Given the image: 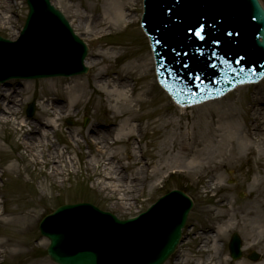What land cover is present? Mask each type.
<instances>
[{
	"label": "rangeland",
	"instance_id": "1",
	"mask_svg": "<svg viewBox=\"0 0 264 264\" xmlns=\"http://www.w3.org/2000/svg\"><path fill=\"white\" fill-rule=\"evenodd\" d=\"M51 1L87 43L89 50L86 59L96 64L79 76L13 79L5 85L10 87L6 91L5 101H0L3 109L0 117L8 116L7 106L13 103L17 113L15 119L11 117L12 120L8 122H0V142L7 149V152L0 153V168L3 170L0 178V207L5 212H13L5 215V220L0 222V241L3 246H7L5 243L14 246L13 243L17 242L22 245L17 248L22 252L3 254V247H0V264H56L46 253L48 240L39 234L38 222L44 214L61 203L89 201L120 218H126L145 210L172 188L183 189L189 194L193 207L183 228L182 242L175 255L165 264H193L196 260L205 264L206 253L218 258L219 261L214 264H264V236L257 232V218L254 216L259 209H264V145L260 144V152L254 144L251 145L253 149H247L245 138L242 137L244 123L253 125L248 114L254 100L261 96L264 99V77L261 83L238 87L221 99L180 110L156 81L148 41L137 22L123 27L122 23L127 19L125 16L120 25L115 27L110 24L109 19L103 18V7H109L106 0ZM261 2L264 5V0ZM131 3L126 8L130 10L128 13L132 19L140 20L142 0H131ZM26 13L25 0H0V34L15 39ZM111 14L115 15L112 10L109 17ZM107 31L111 32L109 37L97 39L98 35ZM101 74L105 75V79L100 81L98 78L102 77ZM125 80H130L126 87ZM74 83L86 87V97L75 108L66 106L67 111L63 112L58 121L59 129L55 128L51 132L49 128H42V133L48 131L51 142L60 143V148L77 143L81 152L64 154L62 160L69 162L70 166L57 177H52L47 165L41 167L22 147L15 148L20 137L15 135L14 122L46 121V116L41 114V109L45 107L42 98H56L63 104L67 101V87ZM115 86L121 89L125 87L122 90L127 91V97L128 94L132 95L134 101L129 106L137 103L135 108L144 111L136 122H132L135 128L139 126L140 131H133V138L123 140L117 152L99 158V164L110 156L115 158L117 172L124 176V196L101 188L102 178L94 176L95 171L91 165L92 160L96 162L98 158L95 152H86L87 145L91 151L94 150L93 141L79 135L87 134L91 125L105 126L111 120L114 123L110 126L114 127L115 134L122 123V111L115 109L114 102L110 109L99 90V87ZM29 102H35L31 118L26 116ZM112 110L116 115L111 113ZM69 122L72 124L69 125ZM228 126L230 131L227 137L236 142V153L230 157V145L227 143L225 154L217 156L214 147L221 136L225 135L224 129ZM186 127L189 128L187 136L184 135ZM70 132L76 141L71 138ZM185 136L188 139L193 136L195 140L186 156L183 152L168 150L173 140L178 147H182ZM107 138L109 142L112 141L111 136ZM135 138L141 141L137 143ZM164 141L167 149L163 155L159 148ZM135 142L140 145L139 149L131 148ZM196 149L202 150L210 168L194 166L190 172H186L173 167L178 166L174 164L178 159L179 167H188L184 161ZM133 154L137 156L135 161L130 156ZM11 163L15 165L13 171L8 168ZM157 164L166 166L157 170L162 166ZM14 217L18 221H12ZM220 226L224 230L219 240L214 241L211 236L203 234L207 228H213L210 234L214 235ZM233 232L240 235L243 243L242 257L237 261L231 260L228 251L229 237ZM201 242L208 246V252L198 250ZM252 251L258 253L256 260L249 258Z\"/></svg>",
	"mask_w": 264,
	"mask_h": 264
},
{
	"label": "water",
	"instance_id": "2",
	"mask_svg": "<svg viewBox=\"0 0 264 264\" xmlns=\"http://www.w3.org/2000/svg\"><path fill=\"white\" fill-rule=\"evenodd\" d=\"M27 3L20 38L0 37V81L86 72L87 46L62 13L49 0ZM142 21L161 78L177 96L216 90L222 78L241 68L246 75L261 71L264 10L258 0H144ZM32 112L30 104L27 113ZM191 205L183 192L172 191L127 220L87 203L62 205L41 221L40 232L49 238L47 252L58 264H161L179 242ZM229 247L233 258L240 256L237 234Z\"/></svg>",
	"mask_w": 264,
	"mask_h": 264
},
{
	"label": "bare ground",
	"instance_id": "3",
	"mask_svg": "<svg viewBox=\"0 0 264 264\" xmlns=\"http://www.w3.org/2000/svg\"><path fill=\"white\" fill-rule=\"evenodd\" d=\"M131 0H106V5L109 7H103V13L105 17L107 18L106 20L109 19V23L113 24L115 27L120 25L121 19L126 16L127 19H125L126 24H130L131 22H136V18L132 19V15L128 12H130L128 8V5H131ZM128 6V7H127ZM110 10L115 14H111L112 16L109 17L110 15ZM104 20V21H106ZM101 23V22H100ZM85 27V25H84ZM130 29V28H127ZM107 32H103V34H106ZM88 34V33H86ZM150 55V53H149ZM94 64L93 61L89 62V60H85V65L88 67H92ZM102 77L98 78L100 81L102 78L105 79V75L101 74ZM76 82V80H74ZM130 80H125L124 85L126 87V84ZM52 83H56V81H52ZM77 83H74L73 85H70V87H67L65 94L67 95V101H65L63 104L62 102L58 101V99H54L52 97H47V98H42V103L45 106L44 108L41 109V114L46 116V121L40 122L39 120H36L35 123H28L26 120H19L14 122L15 126V135L19 136L20 139L17 140V144L15 145L16 149H19L22 147L24 149L25 153H28L33 156L35 161L42 167V165H47L48 169H51L50 175L52 177H57V175H60L63 170L68 168L70 166L69 162L62 160L63 155L66 153H71V152H81L80 146L76 143L74 146H69V145H63L61 148V144L59 143H52L51 138L48 136V131L46 133H42V128H49V131L53 132L55 128L60 127L59 125V118L60 116H63V112L67 111L66 106L69 105L70 107H77L80 102L83 101V99L86 97L87 94V89L86 87H83L82 85H76ZM10 86H4L0 87V92L2 94V97H0V101H5V94L6 91L8 90ZM115 86V88H106V87H99V90L102 92L104 101L108 103V106L110 109L113 108L112 102H114L115 109L117 108V111L121 109L123 119L122 123L115 132L113 133L115 129L114 127H111L110 125L108 126H100V125H91L89 127V131L87 134H79L82 138L92 140L94 144V150L91 151L90 147L87 145L86 147V152L87 153H94L97 156V161L94 162L92 160L91 165H92V170L95 171L94 176L102 178V184L101 188L103 190L110 189L114 193L122 194L124 196V185L123 184V177L122 174L118 173V168L115 166L116 161L114 160L112 156L108 157V159H104L102 161V164H99L100 157L109 153H115L117 152L120 147L122 146V141L123 140H129V138H133V134H131L133 131H140L138 128L139 126H136L132 124V122H136L138 117L144 114V111L141 109H136V104L135 106L128 105L129 103L134 101V98L132 97L131 94H128V97L126 95V92H124L122 89L125 88L123 87L122 89L120 87ZM125 90V89H124ZM132 90V89H131ZM113 97V98H112ZM29 107V106H28ZM27 107V109H28ZM180 110L185 109L184 106L179 105L178 106ZM9 110V114L7 117H0V122L5 123L8 122L12 119L11 117H16L17 111L14 108V103L11 104L10 106H7ZM0 111H3L0 105ZM153 112V111H151ZM112 114H115V111H111ZM229 114V113H228ZM68 115H70L68 113ZM116 115V114H115ZM233 116L232 112L230 114ZM249 119L252 120L253 125H249L248 122H245L243 125V133L245 138L246 143V148L253 149V146L251 147L252 144L255 145L257 148V151L260 152L261 146L260 144L264 145V99L263 97H259L254 100V105H252L250 109V113L248 114ZM119 118V117H118ZM117 119V117L115 118ZM248 119V120H249ZM116 121V120H115ZM110 123H114L113 120L109 121ZM258 122V124H256ZM231 126V125H230ZM224 136H221L220 140L217 141V144L214 147V150H216V154L222 155L223 153L225 154L226 152V144L228 143L229 146V154L230 157H234L233 155L236 153V142L230 140L227 136H229V131L230 127H226L224 129ZM45 132V131H44ZM189 128L186 127L184 130V135H188ZM114 134V135H113ZM263 135V136H262ZM70 136L72 139H74V135L72 132H70ZM108 136H111L112 141L109 142ZM184 137L183 146L181 145L178 147L177 142L173 140L172 145L170 146L171 151H176L177 153L183 152V155H187V151L191 148L193 144H195V140H193V136L191 139ZM107 138V139H106ZM226 138V139H225ZM76 141V139H74ZM139 139L135 138V141L137 142ZM136 142L132 144L131 148H140V145H136ZM167 145L165 141L162 143V145L159 148V151H161V154L164 155L166 153ZM7 152V149L5 148V144H1L0 142V153H5ZM249 153L251 151H248ZM248 153V154H249ZM160 154V155H161ZM132 156V161L137 160L136 155H130ZM202 150L201 149H196L193 151L192 156L190 155L189 158L185 159L184 163L188 164V167H179V159L176 161L178 166H173L177 169H182L186 172H190L194 166L196 168H205L208 169L210 168V164L208 165L206 157H202ZM142 157V155H141ZM161 158V157H160ZM70 158V162H71ZM119 165L121 163L118 161ZM165 163V160L162 162V164ZM74 165L73 163H71ZM146 164V163H145ZM162 164H157V165H162ZM15 166V165H14ZM14 166L11 163L8 165V168L10 171L14 170ZM166 165H162L161 167H158V169H162ZM124 167V166H123ZM99 169H101L99 171ZM3 170L0 168V176L3 175ZM107 180V182L105 181ZM121 196L123 199L124 197ZM264 209H259L258 214H255L254 216L257 218V232L260 233V235L264 236ZM10 211V212H9ZM8 212V214H7ZM7 212L4 211L2 206L0 207V222H2L4 219L5 215H10L13 212L11 210H8ZM257 215V216H256ZM6 217V216H5ZM24 217H26L24 215ZM3 219V220H2ZM11 219V218H10ZM16 217L12 218V221H16ZM18 221V220H17ZM213 228H207L203 232L204 235L211 236L214 241L219 240L220 237L223 235V230L224 228L222 226L218 227L217 230L215 231V234H210V231ZM218 237V238H217ZM46 238V237H45ZM47 239V238H46ZM264 239V238H263ZM48 240V239H47ZM255 241V240H254ZM203 242V241H202ZM202 242L198 246V250L206 251L208 252V246L206 244L202 245ZM7 246H3L2 242L0 241V247H3V254L11 253V254H18L22 251H20L17 248H20L22 245H20L17 242H14L13 245L15 246H9L7 243H5ZM13 248V249H11ZM214 250L216 252V246H214ZM1 254V251H0ZM218 258L216 257H211L209 253H206L204 261L206 262L205 264H214V262H217ZM178 261V260H177ZM182 261V259H181ZM193 264H201L200 260H196L193 262ZM240 264H244V262H241Z\"/></svg>",
	"mask_w": 264,
	"mask_h": 264
}]
</instances>
